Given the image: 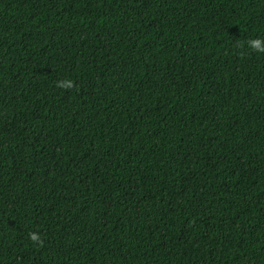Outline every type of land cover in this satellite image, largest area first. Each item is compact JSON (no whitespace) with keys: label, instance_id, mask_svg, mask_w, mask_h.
<instances>
[{"label":"trees","instance_id":"obj_1","mask_svg":"<svg viewBox=\"0 0 264 264\" xmlns=\"http://www.w3.org/2000/svg\"><path fill=\"white\" fill-rule=\"evenodd\" d=\"M254 40L264 0H0V264H264Z\"/></svg>","mask_w":264,"mask_h":264},{"label":"clouds","instance_id":"obj_2","mask_svg":"<svg viewBox=\"0 0 264 264\" xmlns=\"http://www.w3.org/2000/svg\"><path fill=\"white\" fill-rule=\"evenodd\" d=\"M251 46L257 49L258 51H264V47H261V42L258 40L251 41ZM31 238L33 240H38V236H36L35 234H32Z\"/></svg>","mask_w":264,"mask_h":264}]
</instances>
